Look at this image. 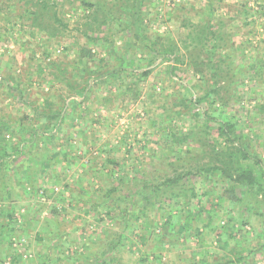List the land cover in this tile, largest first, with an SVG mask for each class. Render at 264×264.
<instances>
[{
    "label": "rangeland",
    "instance_id": "1",
    "mask_svg": "<svg viewBox=\"0 0 264 264\" xmlns=\"http://www.w3.org/2000/svg\"><path fill=\"white\" fill-rule=\"evenodd\" d=\"M84 1L103 9L112 5ZM46 2L45 14L49 9L68 23L55 38L31 26L40 1L0 0V116L13 128L12 133L0 129V143L6 139L9 147L33 156L26 174L17 163V168L8 165L3 176L0 264H45L43 258L48 264H264V206L250 203L239 209L225 183L203 174L186 186L194 187L195 196L187 192L169 204L150 199L145 205L137 195L134 203L122 199L91 207L111 186L127 194L142 181L150 188L161 184L173 168H202L208 155L201 152L215 140L223 142L217 125L205 122L207 114L230 121L264 170V0H182L177 5L143 0L137 33L148 36L146 45L154 42L152 53L133 34L127 14L116 13L124 29L107 19L104 30L111 48L124 50L128 70L136 73L110 77L97 69L110 61L106 45L81 33L95 8L82 0ZM209 25L222 40L196 39ZM170 43L183 56L177 64L157 52ZM213 44L219 48L210 54ZM82 48L92 55L81 56ZM208 59L215 69L220 66V75L230 71L225 80L217 74L212 96H205L215 81ZM58 64L67 68L66 77ZM140 72L147 75L137 76ZM64 79L79 87L89 81L90 90L70 92ZM54 112L60 113L48 118ZM44 124L52 137L46 149L40 135L31 139L25 132ZM53 155L61 161L46 164L49 174L36 171L39 156ZM30 187L36 192L30 194ZM236 195L244 198V188ZM56 222L66 224V230ZM54 243L59 246L47 251Z\"/></svg>",
    "mask_w": 264,
    "mask_h": 264
},
{
    "label": "trees",
    "instance_id": "2",
    "mask_svg": "<svg viewBox=\"0 0 264 264\" xmlns=\"http://www.w3.org/2000/svg\"><path fill=\"white\" fill-rule=\"evenodd\" d=\"M40 1L39 4L42 7L40 10L36 12V14H31L32 20H31V26L37 27L39 30L43 31L44 34L50 38H55L59 34L61 35V31H66L68 29V23L64 20V18H57L56 12H50L49 9L45 14V11L48 8V3L46 0H38ZM117 3H121L119 5L114 4L110 0H108L109 3H111V7L103 9V5H93L90 3H87L86 1L82 0L83 4H86V7L88 8H95L94 12L91 11V13L86 16V23H85V30L83 29L82 32L78 26L75 27L76 30L80 31L86 39L91 40V42L99 43L102 42L104 45H106V48L108 49V56L110 58V61L107 66H98V71H105L104 76H114V75H120L123 72H128V75L132 76L136 72L132 71L130 68V63L125 59V52L124 50H121L119 52L114 51L111 46H113V42L109 39L108 36H106V32L104 30V27L106 26V20L110 19L112 22L119 23L118 25H122L118 20L117 14H127V16L131 20L132 25V32L133 34H136L138 39L141 43L144 44L145 48H148V50L152 52L155 48H152L151 45L154 44L151 43L150 45H146L145 41L148 39V36H145L142 33H137L139 30V24L140 22V12L142 8L141 2L143 0H117ZM145 1V0H144ZM47 3V4H46ZM118 7V8H117ZM3 9V8H2ZM117 13V14H116ZM52 14V15H51ZM122 29L124 27L121 26ZM216 27L213 25H209V27L206 29V32L200 31L201 34L197 33L196 39L201 38L204 40H207L208 38L213 41H219L222 40L220 32L216 31ZM101 40V41H99ZM162 44V43H161ZM165 46V45H164ZM162 46L160 50L157 52H160L161 56H163L162 60H170L174 63H179L182 61L183 56L179 52L178 47L174 43H170L167 46ZM219 47L216 46V44H213L208 50L211 54L212 52H215L216 49ZM126 51V50H125ZM90 53V50L83 51V48L81 50L82 54L81 56H88L92 55ZM209 54V55H210ZM80 56V57H81ZM112 57V58H111ZM208 59V63H210V67L213 70V77L215 78V81L209 86V89L206 91L205 96H212L213 94H216L217 90V74H219L220 66H217L215 69L214 66L211 64V60ZM227 58H225L224 61H226ZM104 60H101L103 63ZM222 61V60H220ZM129 64V65H128ZM128 65V66H127ZM73 67V66H72ZM83 67V66H82ZM86 68V67H85ZM84 70H87L85 69ZM58 69L62 72L61 74H65V66L60 67L58 64ZM170 70L176 69L175 65L169 66ZM218 69V70H217ZM95 73V72H94ZM98 73V72H97ZM221 73V71H220ZM229 72H226L225 75H220L221 79L225 80L229 77ZM67 74V73H66ZM65 74V77H66ZM96 74V73H95ZM137 76L144 77L147 74L146 73H139L136 74ZM102 76V75H101ZM99 76V77H101ZM226 77V78H225ZM225 78V79H224ZM65 85L68 87L69 91L72 92L74 90L82 92H88L90 90V82L85 86L77 85L76 82H70L66 79ZM227 82V81H225ZM204 97L200 99H196L195 103L199 104ZM60 112H54L50 113L48 118H56V116L59 115ZM206 115V114H205ZM206 123H214L217 125L216 131H217V137L221 138L223 142H218L215 140L212 144H209V151L208 152H201V155L207 154L208 156V162L204 163L199 168H194L192 170L191 168L186 169L184 171L176 172V169L173 168L175 172L172 171V173L168 176H165L164 180L161 182V184H155L149 187L146 181L141 182V186L137 189L132 190L131 192H128L125 194L123 190H120L116 187L109 188V190H102L100 188L99 191L103 192V194L100 193L99 196H97L95 199L94 204L91 206L92 209L98 208V206L102 203H108V201H121L123 199L124 202H132L134 203V199L138 197L137 195L141 196V199L145 201V205H150L151 201L153 200H163V202H166V204H169L172 200V198H178L180 196H183L186 198V193L189 192L190 196H195L194 187H186L188 186V183L190 179L194 177H198L199 174L206 175L209 179H214L215 182L225 183L227 185L226 191L228 192V196L230 197L231 201H235L236 204L239 205V209L243 206H248L250 203L254 206L262 205L264 206V170L263 165L261 163V160L256 157V155L248 154L246 151V145L239 136V134L236 132L235 126L226 118H223V116L218 117L213 114H207L205 118ZM211 129V125L207 126ZM48 125L44 124L42 126H36L34 128L33 126L29 127V130H26L25 132L31 135V139H37L40 135V139L44 140L45 146L43 149L48 148V145H46V142L51 143L52 137L49 134L47 130ZM0 129L5 132L12 133V124L11 120L5 119L3 116H0ZM43 130V131H42ZM41 133V134H40ZM40 139L38 141H40ZM238 142V144L234 145V143ZM222 144V145H221ZM13 145V144H11ZM244 145V146H243ZM6 143V139H4L3 144L0 143V196L4 194L5 186L3 184V176L6 175L8 172L6 171V167L10 165L12 168H17V163H21L18 165L17 169L22 168V173L26 174V168L29 167V163L33 158L29 153L23 152L20 148L13 145V148L9 147ZM54 150V147H52ZM54 153V152H53ZM22 157V158H21ZM55 157V159H53ZM24 159L23 161L20 160ZM40 159L41 165L38 166L37 164L34 165L36 168H38L36 171L39 172H45L46 174H49L47 172L46 164L54 163L57 164L60 160V157L57 155H53V157L50 158H41V156L38 157ZM20 160L21 162H18ZM246 161V163H244ZM250 161V162H247ZM11 163V164H10ZM113 166H117V164L110 162ZM256 165L259 169H255L254 166H251V164ZM169 165L172 166L173 162H169ZM30 168V167H29ZM35 169V168H34ZM38 173V172H37ZM40 174V173H38ZM49 177H52L50 174ZM151 189L148 190L147 189ZM244 188V198H238L237 195L234 196V192ZM146 190V192H144ZM94 191V190H93ZM36 192L33 187H30V194ZM94 193V192H93ZM114 194V196H113ZM22 195V194H21ZM260 196L261 200H257L256 197ZM233 197V198H232ZM99 201V203H98ZM98 203V204H97ZM142 206V209H145L146 207ZM126 207V206H125ZM121 212H123L124 215H127L126 208L120 209ZM57 228L60 230H66L67 225L61 222L54 223ZM2 225H0V230ZM64 235V234H63ZM59 236V234H58ZM57 236V239L59 238ZM119 241V240H118ZM59 246V244L54 243L53 245L49 246L47 251L53 252L54 249H56ZM109 249H112L111 246H108ZM109 251H105L103 254L104 256L108 254ZM102 256V255H101ZM48 258V255L46 256ZM43 261L45 264H48L47 260ZM239 260V259H238ZM46 261V262H45Z\"/></svg>",
    "mask_w": 264,
    "mask_h": 264
},
{
    "label": "built area",
    "instance_id": "3",
    "mask_svg": "<svg viewBox=\"0 0 264 264\" xmlns=\"http://www.w3.org/2000/svg\"><path fill=\"white\" fill-rule=\"evenodd\" d=\"M167 1H169V2H171L173 4L176 3V5H177V4L181 3L182 0H167Z\"/></svg>",
    "mask_w": 264,
    "mask_h": 264
},
{
    "label": "crops",
    "instance_id": "4",
    "mask_svg": "<svg viewBox=\"0 0 264 264\" xmlns=\"http://www.w3.org/2000/svg\"><path fill=\"white\" fill-rule=\"evenodd\" d=\"M239 2H241V1H243V0H238ZM225 7V6H224ZM224 14H226V12H224ZM94 264H96V263H94Z\"/></svg>",
    "mask_w": 264,
    "mask_h": 264
}]
</instances>
